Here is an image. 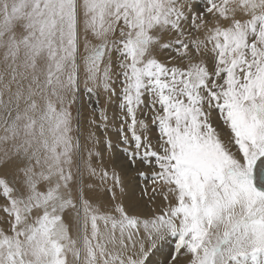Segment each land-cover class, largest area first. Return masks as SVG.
Listing matches in <instances>:
<instances>
[{
  "label": "snow or ice",
  "instance_id": "snow-or-ice-1",
  "mask_svg": "<svg viewBox=\"0 0 264 264\" xmlns=\"http://www.w3.org/2000/svg\"><path fill=\"white\" fill-rule=\"evenodd\" d=\"M0 264H264V0H0Z\"/></svg>",
  "mask_w": 264,
  "mask_h": 264
},
{
  "label": "bare ground",
  "instance_id": "bare-ground-1",
  "mask_svg": "<svg viewBox=\"0 0 264 264\" xmlns=\"http://www.w3.org/2000/svg\"><path fill=\"white\" fill-rule=\"evenodd\" d=\"M197 3L199 5H203L204 0H197ZM81 87H83V85H81ZM77 108H80L81 110V121H82V127L85 130V135L87 134V129L89 128V122L92 121L93 119L95 120V122L97 124H102V117L100 115L102 110H106L107 111V115H108V130L107 133H105L104 129L102 127H97V128H93V130L95 131L96 129L99 130V136H100V144L101 146L104 147L106 138H110L111 139V147L108 148H101V152L104 154V160L107 163L109 161V158L111 157L112 159L115 160V162L117 164L122 163L125 159L126 156L123 158L120 156H118L116 154L120 153V149L124 150L128 147L127 145H123L120 140H119V136L115 130L114 125L117 123L113 117H114V113L118 112V109L115 107V105H108L106 103V98H105V94L103 92L100 93L99 95V99L97 102V98L95 95H93L91 97V100L89 99L88 95L84 92H81L80 98L77 102V104H74L72 107V112H73V116H76L77 113ZM95 133H97L95 131ZM122 152V151H121ZM114 155V156H113ZM146 170V169H145ZM128 181L130 182L131 185L135 186L137 184V181L135 180V172H130L129 176H128Z\"/></svg>",
  "mask_w": 264,
  "mask_h": 264
},
{
  "label": "rangeland",
  "instance_id": "rangeland-1",
  "mask_svg": "<svg viewBox=\"0 0 264 264\" xmlns=\"http://www.w3.org/2000/svg\"><path fill=\"white\" fill-rule=\"evenodd\" d=\"M95 131L97 132V133H96V136L100 139V136H101V135L99 136V130L96 129ZM101 148H104V147L101 146V144H100V149H101ZM121 151H122V152H121ZM116 154H117L118 156L121 155L120 158H121V157H123V158L125 157V151H124V150H121V149H120V153H117V152H116ZM119 154H120V155H119ZM103 156H104V154H103ZM113 156H114V155H113Z\"/></svg>",
  "mask_w": 264,
  "mask_h": 264
}]
</instances>
